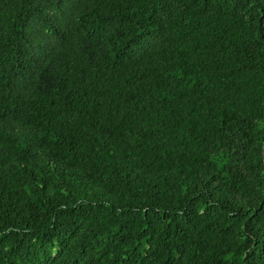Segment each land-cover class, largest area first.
<instances>
[{
	"label": "trees",
	"instance_id": "obj_1",
	"mask_svg": "<svg viewBox=\"0 0 264 264\" xmlns=\"http://www.w3.org/2000/svg\"><path fill=\"white\" fill-rule=\"evenodd\" d=\"M0 264H264V0H0Z\"/></svg>",
	"mask_w": 264,
	"mask_h": 264
}]
</instances>
